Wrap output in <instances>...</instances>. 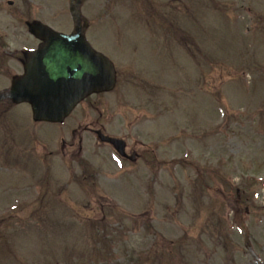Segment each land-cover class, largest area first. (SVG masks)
<instances>
[{
    "label": "rangeland",
    "instance_id": "374dc122",
    "mask_svg": "<svg viewBox=\"0 0 264 264\" xmlns=\"http://www.w3.org/2000/svg\"><path fill=\"white\" fill-rule=\"evenodd\" d=\"M9 1L0 90L23 72L12 52L36 44L27 21L74 26L69 0ZM128 1L83 2L88 39L119 72L92 111L57 137L0 101V264H264V0H155L167 35ZM96 121L140 158L97 143L64 159L69 129Z\"/></svg>",
    "mask_w": 264,
    "mask_h": 264
},
{
    "label": "water",
    "instance_id": "95a60500",
    "mask_svg": "<svg viewBox=\"0 0 264 264\" xmlns=\"http://www.w3.org/2000/svg\"><path fill=\"white\" fill-rule=\"evenodd\" d=\"M73 14L78 22L76 35L56 33L40 23L30 25L31 31L50 45L28 56V74L15 81L11 96L16 102H31L37 120H62L87 93L113 87L112 64L88 49L80 36L79 12ZM108 140L119 151L124 149L118 139Z\"/></svg>",
    "mask_w": 264,
    "mask_h": 264
},
{
    "label": "flooded vegetation",
    "instance_id": "af4514ba",
    "mask_svg": "<svg viewBox=\"0 0 264 264\" xmlns=\"http://www.w3.org/2000/svg\"><path fill=\"white\" fill-rule=\"evenodd\" d=\"M90 110L92 111L91 103H89L88 106L84 107V113H87V111ZM102 115V114H100ZM96 125L92 124H86L84 125L81 129H69V140L68 141H63V146H62V153L64 156H82L83 152L87 150V145L89 142H91L92 138L97 136V131H103L105 134L107 133L106 127L103 123L101 122H94ZM84 134H88L87 136ZM110 135V134H108ZM101 145H103L106 148L110 147V143L106 142H101ZM127 152L130 154L127 156L128 158L124 157L123 159L135 163L141 156V154L133 147H130V145L127 142V147H126Z\"/></svg>",
    "mask_w": 264,
    "mask_h": 264
}]
</instances>
